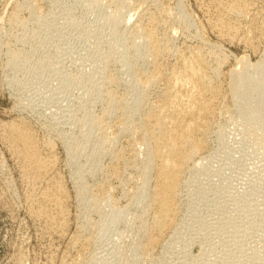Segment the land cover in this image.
Masks as SVG:
<instances>
[{
	"label": "rangeland",
	"instance_id": "rangeland-1",
	"mask_svg": "<svg viewBox=\"0 0 264 264\" xmlns=\"http://www.w3.org/2000/svg\"><path fill=\"white\" fill-rule=\"evenodd\" d=\"M128 1L0 0V264H264V128L257 124L264 120V105L255 116L262 118L250 119L244 110L252 113L255 101L247 106L244 102L240 110L229 89L230 72L243 70L240 60L255 64L264 56V0L143 4L163 53L157 61L140 65L156 80L138 89L153 108L168 93L162 134L170 144L180 146L189 138L183 143L186 149L199 146L176 191V222L162 233L153 227V191L160 183L158 170H171L176 158L165 148L153 158L145 199L134 203L133 192L144 182L141 168L148 147L139 135L117 131L124 120L120 110L109 116L110 139L89 126L93 119L88 118L107 108L108 92L127 107L136 92L131 70L124 66L142 42L130 38V49L123 50L112 30L117 15L120 20L133 15L131 7L140 0ZM233 3L246 5L242 15L229 14ZM181 11L190 18V27L181 20ZM143 17L134 15L127 28L119 23V32L128 35L147 24ZM219 26L234 30L220 34ZM16 54L23 62L10 66L8 60ZM109 75L119 84L109 85ZM185 77L190 82H183ZM20 121L41 148V157L51 152L54 158L53 166L36 180L23 176L21 159L5 133ZM48 141L51 147L45 146ZM113 152L121 158H114ZM99 168L119 175H101ZM54 182L65 198L60 210L53 200ZM82 185H88L97 207L92 196L79 194ZM46 190L53 198L44 202ZM39 199L48 207L51 222L35 214L42 204ZM114 209L120 210L116 218ZM146 228L158 236L153 250L146 247ZM137 245L139 255L133 251Z\"/></svg>",
	"mask_w": 264,
	"mask_h": 264
},
{
	"label": "bare ground",
	"instance_id": "bare-ground-1",
	"mask_svg": "<svg viewBox=\"0 0 264 264\" xmlns=\"http://www.w3.org/2000/svg\"><path fill=\"white\" fill-rule=\"evenodd\" d=\"M116 1H121L122 3L126 4L124 1H127V0H116ZM130 1V0H129ZM128 1V2H129ZM138 1V0H137ZM147 0H140L138 1V4L134 2V4L130 5L131 7V11L134 12L133 15H126V17L121 18L122 20H120V16L117 15V19L115 21V23L113 24V27H112V30H113V33L116 35L117 34V37L119 39V43L121 44V46L123 47V50L124 48H126L127 50V46H128V42L130 40V38L132 40L134 39H139L141 42H142V45L141 46H134L133 48V54H131L132 56V59L126 63V66H124V64L122 66H124L125 68L128 67L129 70H131L130 72L132 73L133 76H130L132 77V83L134 84V87L136 88V92L134 94V98H133V101L129 104V106L127 107L126 106V102H124L123 100H119V99H116L114 97V95L112 94V91L111 92H108L107 94V108H105V110H103V113L96 117V118H88V119H93V121H91L90 123V130L92 129V132L94 130L100 132L99 134V137L102 136V138L105 140L107 139H110L111 136L109 135V133H107V130L109 128V116L111 117V114H113L115 111H121V114L123 113L124 115V120L122 118L123 121H121L119 124H117L116 128H117V131H125L127 133H133V134H137L140 136V140L143 144H145L147 147H148V153H147V156H146V160L145 162L143 163V166L141 168V175L144 177V182H142V185H140L139 188H136L137 190H135L133 193V200H134V203L137 202V200L139 199H145L144 197V190L146 189V179L147 177L149 178V174L151 173V171L153 170V167H152V160L153 158L157 157L158 155L161 154V150L165 148L168 149V151H170V154H172L173 157L176 158L175 160V163H174V166L171 170H166L165 167H162V169L158 170L159 173H158V177H159V180H160V183L157 184L159 185L157 188L154 189L153 191V201L152 203L155 204L156 206V213H155V216H154V224H153V227H155V229H157L159 232L161 231H164V230H167L168 228H170L172 225H174V218H173V214H174V206H175V198H176V191L179 187V184H180V179H181V176L184 174L185 172V165L187 163L188 160H191L192 161V158L194 156H196L197 154V151L199 149V146L198 145H191L190 148L186 149L185 146H183L184 142H186L187 144V141L189 140L186 139L187 141H185L184 139V142H182L180 144V146H174L173 144H170L168 142V139L165 138L162 134V132H164V130L166 131V124H165V121L163 120V117H162V113L164 111V109H166L165 107H167L168 105V93L163 95V100L162 104H160V106H155L156 108L158 107V109L156 108H153V107H149L146 105V100H147V97L144 93V88L146 89L147 86L151 85L153 82H155L156 80V75L153 74L152 72H149L148 69L147 71L145 70V68L142 70L143 67H146V66H142L140 67V65H143V64H147L148 62H150L152 59L154 62L157 61L160 57H161V53L162 50H161V38L160 40L158 39L157 37V32L155 31V28L153 26V18L149 16L148 12H146V10L142 9L143 8V4L146 2ZM229 1V0H228ZM140 2V4H139ZM148 2V1H147ZM201 2V1H200ZM199 2V3H200ZM248 2V1H247ZM131 4V3H130ZM136 4V5H135ZM157 4V3H156ZM123 4L121 5H118L116 6V12L118 13V9L120 6H122ZM159 6V5H158ZM241 4H239L238 6L236 4L233 3V5H231V7H229V13L230 15H232L234 13V15H242V13L244 12V8L246 7V5L240 7ZM182 7V6H181ZM149 10V9H148ZM182 10V9H181ZM116 13V14H117ZM140 14V16H144V17H147L148 18V21L147 24L145 25H138L137 27L133 28L131 33L126 35V33H123V31L120 33L119 32V25L122 24L126 27H128V25H130V22L132 20V18L134 17V15L136 14ZM238 13V14H237ZM180 15H181V20L184 22V24H186V26L190 27L191 25V22H190V18H188V16L183 12L181 11L180 12ZM139 16V15H138ZM190 16V15H189ZM13 17V16H12ZM143 17V18H144ZM1 19V18H0ZM226 19V18H225ZM222 21V20H221ZM140 22V21H139ZM120 23V24H119ZM221 24V23H220ZM194 25V24H193ZM126 27V28H127ZM192 27V26H191ZM220 27V26H219ZM224 27V26H223ZM124 28V27H123ZM188 29V28H187ZM126 30V29H125ZM217 30V28H216ZM219 30V29H218ZM234 28L233 27H229V26H225L224 29L222 27H220V34L223 33L225 34V32L227 33H231L233 32ZM121 31V30H120ZM126 32V31H125ZM197 32V31H196ZM263 32V31H262ZM188 36V35H187ZM172 37V36H171ZM168 38V37H167ZM138 40V41H139ZM165 40V39H164ZM163 40V41H164ZM137 41V40H136ZM168 41V40H167ZM131 42V41H130ZM135 43V42H133ZM204 44V43H203ZM135 45V44H134ZM140 45V44H139ZM210 45V44H209ZM120 46V47H121ZM122 47H121V50L123 53L124 51L122 50ZM130 49V46L129 48ZM199 49V47H198ZM132 50V49H131ZM130 50V51H131ZM126 52V51H125ZM132 52V51H131ZM130 56V58H131ZM262 59H260L259 61H257L255 64H251L247 61H244V60H240L239 63L242 64L243 66V70L240 71V72H237L235 70H233L234 72H230V90H231V93H232V96H234L235 98H237L236 101L238 105V109H242L243 107V103L245 102H248V101H255V106H252L251 109H253L252 113L250 112H247L246 110L245 113H247L248 117L251 119V117H253L252 119L253 120H258L255 116L259 115L258 111H263L261 110V107H263L264 105V56L261 57ZM108 59V58H107ZM106 59V60H107ZM141 59V63L142 64H138V60ZM110 60V58H109ZM109 60H107L109 62ZM150 60V61H149ZM202 60V58L200 59ZM222 60V59H221ZM148 61V62H147ZM23 62V56H21L20 54H16V55H12L10 60H8V63L10 64V66H19L21 63ZM107 62V63H108ZM203 63V60L201 61ZM106 63V64H107ZM202 63H198V64H202ZM199 65V66H200ZM9 66V67H10ZM187 66V65H186ZM15 67V68H17ZM13 68V67H12ZM124 68V69H125ZM127 68V69H128ZM147 68V67H146ZM191 68V67H190ZM121 69V68H120ZM199 69V68H198ZM128 70V71H129ZM156 70V69H155ZM154 70V71H155ZM194 70V69H193ZM191 70V72L193 71ZM198 71V70H197ZM216 73V71H214ZM107 73V72H106ZM129 73V72H128ZM155 73V72H154ZM186 73V72H185ZM189 73H190V70H189ZM193 74H195L196 72H192ZM198 73V72H197ZM213 73V72H212ZM232 73V74H231ZM158 74V73H157ZM161 74V73H160ZM188 74V73H186ZM193 76V75H192ZM196 77L194 78H197L198 76L195 75ZM192 77V78H193ZM200 77V76H199ZM203 77V76H202ZM106 80L107 83L111 86H115L117 84H119L117 78L115 76H107L106 77ZM201 79V78H200ZM185 80H186V77H185ZM190 80V79H189ZM192 80V79H191ZM196 80V79H195ZM195 80L191 81L193 82V85L195 82ZM198 80V78H197ZM179 81V80H178ZM188 80L186 81H183V82H187ZM131 82V80H130ZM190 82V81H188ZM181 83V82H180ZM184 83V85H185ZM201 83V81H200ZM202 83L203 82V79H202ZM132 84V85H133ZM199 84V83H198ZM139 85L140 89H138L139 87L137 86ZM197 85V84H195ZM203 85V84H201ZM119 86V85H118ZM133 87V86H132ZM195 87V86H194ZM109 89V88H108ZM191 89V88H190ZM112 90V89H111ZM229 90V92H230ZM110 91V90H109ZM115 94V93H114ZM216 94V93H215ZM148 95V94H147ZM213 96H214V93H213ZM168 97V98H167ZM212 97V96H211ZM233 97V98H234ZM253 97V99H251ZM261 97V98H260ZM162 99V98H161ZM160 99V100H161ZM211 99V98H210ZM176 100V99H175ZM204 102V101H203ZM209 103V102H208ZM253 103V102H252ZM159 104V102H158ZM171 104V103H170ZM244 106H247V104ZM251 105V103H250ZM253 105V104H252ZM195 107V106H194ZM242 107V108H241ZM181 108V107H180ZM245 108V107H244ZM207 109V108H206ZM249 109V107H248ZM263 109V108H262ZM178 110H179V107H178ZM181 110V109H180ZM179 110V111H180ZM184 110V109H183ZM208 110V109H207ZM243 110V109H242ZM171 111V110H170ZM166 112V111H165ZM176 112V111H175ZM178 112V111H177ZM184 112V111H182ZM243 112V111H242ZM174 113V112H173ZM165 114V113H164ZM192 114V113H191ZM264 117V116H263ZM168 118V117H167ZM173 118V117H172ZM262 118V116H261ZM259 118V120L261 119ZM171 119V118H170ZM20 120V119H19ZM258 120V121H259ZM89 121V120H88ZM176 121V120H175ZM19 122V121H18ZM90 122V121H89ZM89 122H87L89 124ZM23 121L21 122L20 121V124H17L14 125L12 124L11 126H8V129H7V126L5 127L4 130L5 133L8 132V139L11 141V143L13 144L14 148L16 149L15 152L18 153L17 156H19L18 158L21 159V162H22V168H23V172H24V175L23 176H26V177H30L33 178L34 180L36 179H39L38 176L42 175L41 173L43 171H46L47 168L49 166H53V163H52V160H54L53 156L48 153V156L47 158H44V157H41V153H39V150L41 149L38 145V143L33 139V136L32 134L30 133L29 131V128H27ZM171 123V121H170ZM257 124H259L260 126L259 127H262L264 128V120L261 121L260 123L257 122ZM86 125V123H85ZM83 126V125H82ZM88 126V125H86ZM85 126V127H86ZM89 126L84 129V130H87L89 128ZM168 126V125H167ZM81 127V125H80ZM84 128V127H83ZM94 129V130H93ZM256 129V128H255ZM89 130V129H88ZM87 130V132H88ZM114 130V129H113ZM253 130V129H252ZM251 130V131H252ZM83 131V130H81ZM111 131V130H110ZM260 131V129H259ZM85 132V131H84ZM119 132V133H120ZM4 133V134H5ZM91 133V132H90ZM95 133V131H94ZM264 133V132H263ZM84 134V133H83ZM114 135V134H113ZM259 135V133H258ZM264 135V134H263ZM81 136V135H80ZM262 136V135H261ZM83 137V136H82ZM257 137V136H256ZM5 138V137H4ZM97 138V137H96ZM261 138V137H260ZM100 139V138H99ZM112 139H115L112 137ZM139 140V141H140ZM262 140L264 141V139L262 138ZM261 140V141H262ZM74 142V141H73ZM72 142V143H73ZM104 142V141H103ZM102 142V143H103ZM261 145L262 142H260ZM264 143V142H263ZM41 144V143H40ZM141 144V143H140ZM142 144V145H143ZM51 143L49 144V141L47 143V145H45L46 147H51L50 146ZM11 146V145H10ZM44 146V145H43ZM76 146V145H75ZM102 146V145H101ZM41 147H42V144H41ZM45 147V148H46ZM70 147V146H69ZM189 147V146H188ZM43 148V147H42ZM75 148V147H74ZM109 148V147H108ZM49 149V148H47ZM45 149V150H47ZM101 149V148H100ZM103 149V148H102ZM52 150V149H51ZM110 149H106L105 152H111L109 151ZM14 152V153H15ZM102 152V151H100ZM98 152V153H100ZM104 152V154H106ZM97 153V154H98ZM118 153V152H117ZM117 153H112L114 155V158H121L119 157V155H117ZM46 154V153H45ZM50 154V155H49ZM103 154V155H104ZM196 154V155H195ZM162 155V154H161ZM43 156V155H42ZM100 156V154H99ZM171 156V157H172ZM93 156L92 158L93 159H99L98 156ZM101 157V156H100ZM159 158V157H158ZM92 159V161H93ZM203 159V158H202ZM159 160V159H158ZM95 161V160H94ZM97 161V160H96ZM95 161V162H96ZM195 161V160H194ZM58 162V161H57ZM99 162V161H98ZM97 162V163H98ZM190 162V161H189ZM196 162V161H195ZM154 163V162H153ZM166 163V161L164 162V164ZM162 164V163H161ZM197 164V163H196ZM99 165V164H98ZM97 165V166H98ZM142 165V164H141ZM168 165V164H166ZM128 166V165H127ZM194 166V165H193ZM108 168V167H107ZM114 168V167H113ZM161 168V167H160ZM196 168V167H195ZM109 169V168H108ZM169 169V168H167ZM191 169V167H190ZM52 170V169H51ZM101 170V168H99V171ZM110 170V169H109ZM53 171V170H52ZM48 172V171H47ZM46 172V173H47ZM97 172V171H96ZM118 171H110L108 172L107 170L103 171L101 170V175H107V176H118L119 173H117ZM45 173V172H44ZM98 173V172H97ZM81 175V173H79ZM47 175V174H46ZM79 175V176H80ZM95 175V174H94ZM45 176V175H44ZM50 176V175H49ZM106 176V177H107ZM25 177V178H26ZM41 177V176H40ZM42 178V177H41ZM28 179V178H27ZM48 179V178H46ZM92 179V178H91ZM110 179V178H109ZM156 179V177H155ZM34 180H31V181H34ZM43 181L45 180L44 178L42 179ZM41 180V181H42ZM54 180V179H53ZM28 181V180H27ZM30 181V180H29ZM40 181V182H41ZM51 181V179H50ZM39 182V181H38ZM46 182V181H45ZM53 182V181H52ZM56 182V181H55ZM54 182V188H53V191H54V198L49 194V192H47L48 190H46L45 193L42 192V194L44 195V202L46 200H48V197L51 196L53 198V200L55 201V205L56 206H59L58 209L60 210L61 207V203L64 202L65 199L64 198V195H63V191L60 189L61 187H59L57 184H55ZM107 182V181H106ZM158 182V181H157ZM34 183V182H33ZM51 183V182H50ZM138 183V182H137ZM41 184V183H40ZM43 184V183H42ZM46 184H48L49 186V183L46 182ZM45 184V185H46ZM53 184V183H52ZM32 185V183H31ZM35 185H36V182H35ZM33 185V186H35ZM38 185V183H37ZM81 185V184H79ZM47 186V187H48ZM103 186V185H102ZM107 187V186H106ZM110 187V186H109ZM51 188V186H50ZM78 188V187H77ZM102 188V187H101ZM48 189V188H47ZM79 194L83 196H89L90 195V190L88 188V185H82L81 187L79 186ZM107 189V188H106ZM50 191V190H49ZM51 192V191H50ZM78 192V190H77ZM42 196V195H41ZM92 196V195H90ZM43 197V196H42ZM29 198V197H28ZM41 198V197H40ZM51 198V200H52ZM96 198V197H95ZM147 198V197H146ZM91 199V198H90ZM40 200V199H39ZM43 200V198H42ZM50 200V198H49ZM63 200V201H62ZM41 201V200H40ZM96 199L93 198L92 196V202L95 206L97 207V203H96ZM43 202V203H44ZM91 202V204H92ZM34 203V202H33ZM42 203V201L40 202ZM38 204L39 205V208H37L38 210L35 212V214L40 217V216H46V217H49L50 219V216L51 214L49 215V212H48V207L47 209L45 208V204ZM51 203V201H50ZM48 202V206L50 204ZM53 203V202H52ZM52 203L50 205H52ZM130 203V202H129ZM147 203V202H146ZM63 204V203H62ZM65 204V203H64ZM35 205V204H34ZM37 205V206H38ZM53 206V205H52ZM64 206V205H63ZM127 206H128V203H127ZM55 208V206H54ZM152 208V207H151ZM155 208V207H153ZM177 208V207H176ZM33 209V208H32ZM120 209V208H119ZM127 209V208H126ZM50 210V209H49ZM55 211V210H54ZM53 211V213H54ZM58 210H56L55 212H57ZM112 218H116L120 212V210H112ZM33 212V213H34ZM50 213H51V210H50ZM153 213H154V210H153ZM34 214V215H35ZM57 214V213H56ZM54 214V216L56 215ZM59 215V214H58ZM57 215V216H58ZM53 216V215H52ZM61 216V215H60ZM56 217V216H55ZM53 220L54 218L51 217ZM57 218V217H56ZM48 218H46L47 220ZM37 220V219H36ZM53 220H52V223H53ZM46 222V221H45ZM50 222H51V219H50ZM55 222V221H54ZM176 222V221H175ZM48 224V223H47ZM50 224V223H49ZM48 224V225H49ZM51 225V224H50ZM49 225V226H50ZM54 225V223H53ZM52 225V226H53ZM50 226V227H52ZM152 227V226H151ZM152 227V228H153ZM58 228V227H57ZM155 229L153 231H155ZM141 230H142V227H141ZM152 230H150L151 232ZM63 233V232H62ZM162 233V232H161ZM164 233V232H163ZM54 234V233H53ZM143 234L145 235V238H146V247H152L154 246L157 242V237H154L153 235H151L150 233L148 234V231H147V228L144 229V232ZM157 238V239H156ZM141 239V238H140ZM139 244V243H138ZM144 245V244H143ZM141 246V244H140ZM139 245H137L135 248H134V254L135 255H139L138 252H139V248H140ZM153 250V248H151ZM146 251V250H145ZM149 252V251H148Z\"/></svg>",
	"mask_w": 264,
	"mask_h": 264
}]
</instances>
